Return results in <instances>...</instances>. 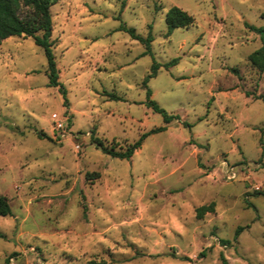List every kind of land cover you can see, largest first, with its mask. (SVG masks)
<instances>
[{
    "label": "rangeland",
    "instance_id": "374dc122",
    "mask_svg": "<svg viewBox=\"0 0 264 264\" xmlns=\"http://www.w3.org/2000/svg\"><path fill=\"white\" fill-rule=\"evenodd\" d=\"M173 7L195 24L168 35ZM263 13L264 0H56L67 104L34 39H7L0 194L12 215L0 218V264H264V72L249 61ZM122 25L151 32L152 54ZM148 90L179 120L167 125ZM145 134L130 160L94 140L122 152Z\"/></svg>",
    "mask_w": 264,
    "mask_h": 264
},
{
    "label": "trees",
    "instance_id": "16d2710c",
    "mask_svg": "<svg viewBox=\"0 0 264 264\" xmlns=\"http://www.w3.org/2000/svg\"><path fill=\"white\" fill-rule=\"evenodd\" d=\"M56 0H0V49L3 43L11 37H24L33 38L36 45L44 50L47 57V75L49 78V84L51 87L59 88L64 95L66 104L67 90L60 83L59 70L56 63V58L53 52V21L51 16V7L55 4ZM264 19V13L262 14ZM166 23L168 26V35L176 29L190 28L195 24L193 16L179 7L171 8L166 15ZM251 31L258 33L264 39V28H258L250 26ZM121 31L128 32L133 39L139 40L146 46V53L152 54V42L154 41L153 35L150 32L147 38L139 36L135 29L127 28L122 25ZM249 61L259 71L264 72V46L254 52ZM177 64V60H173L166 65V68ZM161 65L157 62L153 63L151 74L145 79L144 85L148 87L150 79L158 74ZM235 72H238L236 69ZM148 106L151 107L156 113L161 114L164 117L165 123L169 125L174 121H178L179 117L176 115H170L164 109H162L155 101L151 99L152 92L148 90ZM112 99L119 100L116 95L110 96ZM257 99L264 100V96H259ZM165 127L154 129L149 134H155L165 131ZM149 134L143 135L139 141L130 145L126 150L117 152L112 149H108L104 146L103 142L99 139H94L97 146L102 150L104 154H107L113 158L130 160L136 151L141 149L143 141ZM43 137V135H40ZM214 211V204L209 206H202L197 210L198 218H203L207 213ZM12 215V209L9 200L0 194V218ZM240 229L239 231H241ZM1 235V234H0ZM204 255V254H203ZM221 261L223 264H229L228 260L222 255ZM88 264H106L105 261L93 259Z\"/></svg>",
    "mask_w": 264,
    "mask_h": 264
},
{
    "label": "built area",
    "instance_id": "2783aa9c",
    "mask_svg": "<svg viewBox=\"0 0 264 264\" xmlns=\"http://www.w3.org/2000/svg\"><path fill=\"white\" fill-rule=\"evenodd\" d=\"M59 119V117H58V115L57 114H55L54 116H53V120H58ZM64 130V125H63V123H61V122H57L56 123V131L55 132H62Z\"/></svg>",
    "mask_w": 264,
    "mask_h": 264
}]
</instances>
